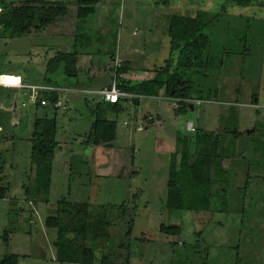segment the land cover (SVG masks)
Wrapping results in <instances>:
<instances>
[{
    "label": "rangeland",
    "instance_id": "1",
    "mask_svg": "<svg viewBox=\"0 0 264 264\" xmlns=\"http://www.w3.org/2000/svg\"><path fill=\"white\" fill-rule=\"evenodd\" d=\"M24 1L6 0L12 7ZM50 1L66 4L68 16L29 35L0 38V74L23 76L31 85H42L45 76L61 85H83L93 74L101 73L107 81L110 67L123 60L133 61L130 67L142 80L144 72L151 75L169 58L171 19L204 10L221 13L206 29L211 44L204 59L211 57L213 64L197 67L199 72L190 79L195 97L217 93L218 101L203 106L195 101V110L182 116L175 115L177 100L170 97L125 103L114 144L86 147L85 135L93 123L90 107L100 96L78 88L75 94H65L58 109L51 103L36 108L23 96L4 100L0 187L8 191L0 198V264L6 254L19 255V264H62L54 245L58 231L47 229L45 220L58 215L64 198L85 207L81 216L88 227L86 233L68 237L94 248L97 261L107 255L112 264H264V0L251 5L228 0H101L88 21L90 54L82 58L78 77L67 76L61 68L48 73L59 52L82 51L75 40L81 23L76 0ZM223 5L226 12H221ZM55 116L59 147L46 194L38 190L30 160L31 137L37 117ZM204 125L221 136L211 209L168 210L164 206L170 166L180 151L178 139ZM254 128L257 140L251 142ZM248 174L252 179L245 192ZM15 223L7 246L4 231ZM163 224L180 226L181 234L162 233Z\"/></svg>",
    "mask_w": 264,
    "mask_h": 264
},
{
    "label": "trees",
    "instance_id": "2",
    "mask_svg": "<svg viewBox=\"0 0 264 264\" xmlns=\"http://www.w3.org/2000/svg\"><path fill=\"white\" fill-rule=\"evenodd\" d=\"M259 0H228L227 3L238 5H251ZM78 9L77 17L80 24L76 27V45L82 51L59 52L52 60L53 67L48 73H54L57 69L64 70L67 76L78 77L82 58L88 57L90 53L86 51L87 28L89 18L96 12V6L101 0H76ZM226 3V4H227ZM0 38H15L32 33L33 29L44 30L57 20L68 16L69 7L61 2L50 0H27L18 7H12L6 0H0ZM226 5H223L221 12H226ZM221 13H209L204 10L191 16H176L171 19L169 36L171 38V50L165 65L154 69L155 75L151 79L136 81L128 77L131 70L129 61H122L119 65H112L109 71L111 80L116 81L118 88L126 93L137 95L134 98H121L116 102L101 100L94 102L90 113L93 123L90 131L85 135L84 145L86 147H110L118 137L117 117L124 112L125 103L138 104L142 98L159 97L165 94L167 97L177 100L174 111L176 116L187 114L190 110H195L196 102L204 104H214L217 93L209 98L195 97V85L190 76L198 73L195 69L209 68L213 64L211 57L204 59V53L211 44V36L206 29L219 19ZM38 22V25H35ZM90 38V37H89ZM88 39V38H87ZM76 46V47H77ZM111 58L115 60V56ZM45 84L50 86H60L48 76H45ZM109 85V86H110ZM41 96L48 104H53L55 109L61 100L60 93L46 91L41 93L36 102V108L47 107L41 105ZM88 101V99H87ZM196 101V102H195ZM93 102V100L91 101ZM254 107H258V101H254ZM58 120L57 116L37 117L33 125L31 137V157L34 166L38 190L49 194L52 185V176L56 152L59 147L58 141ZM257 129L254 128V138ZM240 137V135H238ZM221 136L217 130H212L208 125L195 129V134L184 136L178 139L180 151L173 157L170 166V176L168 180V192L165 201V208L168 210H180L189 212H208L211 209V190L213 184L214 160L220 151ZM255 143V142H254ZM256 150V148H255ZM259 151V150H256ZM243 154V153H241ZM243 156V155H242ZM251 176L246 179L245 192L247 191ZM7 188L0 187V198L5 199ZM70 203L68 198L59 202L57 216H49L45 220V227L57 230L58 242L54 245L59 248L57 260L62 264H112L109 256H103L97 261V254L94 248L87 247L85 243L78 245L68 237L73 233L81 235L86 233L87 223L81 216L85 207ZM68 218V219H67ZM18 222V221H17ZM77 224L81 228L77 227ZM4 231V242L10 245V234L17 229ZM15 229V230H14ZM160 231L166 235L177 236L181 234L180 226L161 225ZM131 227L128 232L130 234ZM109 235V233L105 234ZM103 236L102 238L108 237ZM63 237V238H62ZM69 241H64V239ZM101 240V237H98ZM63 239V240H62ZM61 240V241H60ZM64 241V242H63ZM20 256L16 254H6L1 264H19Z\"/></svg>",
    "mask_w": 264,
    "mask_h": 264
},
{
    "label": "built area",
    "instance_id": "3",
    "mask_svg": "<svg viewBox=\"0 0 264 264\" xmlns=\"http://www.w3.org/2000/svg\"><path fill=\"white\" fill-rule=\"evenodd\" d=\"M2 89L28 90L32 92L33 101H36V102L37 100H39L41 93L46 92V91L56 92L60 94L71 91V89L59 88L56 86H50L46 84L31 85V84L26 83L20 76L9 75V74L0 75V92ZM87 90L86 91L83 90V91L93 96H100L104 101H108V102H116L121 98L138 97L137 95L129 94V93L121 91L118 88L116 81H113V83L110 86L102 88V89L88 90V91ZM197 103H199V101H197ZM47 104H48V101L43 96H41V105L46 106Z\"/></svg>",
    "mask_w": 264,
    "mask_h": 264
},
{
    "label": "crops",
    "instance_id": "4",
    "mask_svg": "<svg viewBox=\"0 0 264 264\" xmlns=\"http://www.w3.org/2000/svg\"><path fill=\"white\" fill-rule=\"evenodd\" d=\"M110 49V48H108ZM111 50V49H110ZM87 58V57H84ZM123 61V60H121ZM129 62H133V61H129ZM132 72L130 73V75H128L129 78L136 80V81H140L136 79V75H135V71L133 72L134 68H131ZM145 71V70H144ZM154 71V70H153ZM9 75H15L12 73H7ZM0 75H4V74H0ZM155 75V72H152V74H147L146 72L143 73L142 75V80H147V79H151L153 78ZM19 76V75H16ZM26 83H28V80H26L23 76H20ZM109 79V80H108ZM111 83L110 77H107V81H105V79L103 78V76L100 74H93L91 76H89L88 79V83L87 84H73V83H68L66 85H61L57 86L59 88H67V89H71V91L69 92H64L61 93V100L64 99L65 94H75V92H77L78 88H84V89H102L105 87H108ZM36 84H40V83H36ZM41 84H45V83H41ZM15 96H23L26 97L28 99V102L32 105L36 106V101H33V97H32V92L28 91V90H20V89H2L0 92V105L3 104V101L6 100L7 103H9V101L15 97ZM69 96V95H66ZM161 96L165 97V99H169V97H167L165 94H161ZM155 97H151L150 99H154ZM157 98V97H156ZM258 101V100H255ZM47 106V105H46Z\"/></svg>",
    "mask_w": 264,
    "mask_h": 264
}]
</instances>
